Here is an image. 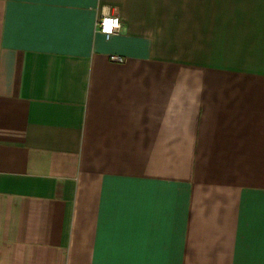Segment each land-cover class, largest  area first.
<instances>
[{
	"label": "crops",
	"instance_id": "1",
	"mask_svg": "<svg viewBox=\"0 0 264 264\" xmlns=\"http://www.w3.org/2000/svg\"><path fill=\"white\" fill-rule=\"evenodd\" d=\"M0 264H264V0H0Z\"/></svg>",
	"mask_w": 264,
	"mask_h": 264
},
{
	"label": "built area",
	"instance_id": "2",
	"mask_svg": "<svg viewBox=\"0 0 264 264\" xmlns=\"http://www.w3.org/2000/svg\"><path fill=\"white\" fill-rule=\"evenodd\" d=\"M113 21H117L119 27L117 28ZM121 29V22L119 17L114 15H105L102 16L97 24L96 31L103 36L105 40H109L113 35H115ZM109 60L113 63L122 64L124 59L120 56L112 55L109 57Z\"/></svg>",
	"mask_w": 264,
	"mask_h": 264
},
{
	"label": "clouds",
	"instance_id": "3",
	"mask_svg": "<svg viewBox=\"0 0 264 264\" xmlns=\"http://www.w3.org/2000/svg\"><path fill=\"white\" fill-rule=\"evenodd\" d=\"M113 23L115 24V26L118 28L119 27V24L117 21H113Z\"/></svg>",
	"mask_w": 264,
	"mask_h": 264
}]
</instances>
